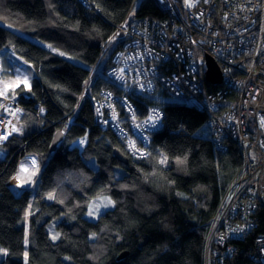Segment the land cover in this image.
Returning a JSON list of instances; mask_svg holds the SVG:
<instances>
[{
	"label": "trees",
	"instance_id": "1",
	"mask_svg": "<svg viewBox=\"0 0 264 264\" xmlns=\"http://www.w3.org/2000/svg\"><path fill=\"white\" fill-rule=\"evenodd\" d=\"M137 1L88 0L87 6L81 0H0V50L13 49L37 72L35 101L26 102L28 131L9 139L2 145L7 153H0V245L7 250L0 264H25L26 258L28 264H208L213 218L243 164L239 145L227 140L226 151L217 149L210 130L204 133L207 113L166 92L134 98L165 112L147 157L134 156L125 138L95 120L92 98L120 89L107 71L121 43L103 63L111 48L104 50L105 41L134 7L137 16L164 15L155 0ZM38 103L46 109L43 117ZM144 108L140 104L139 111ZM60 130L64 138L51 152ZM80 138H86L82 148L75 144ZM117 149L128 163L118 159ZM29 155L49 158L27 218L32 192L17 193L10 181ZM119 167L126 169L123 177ZM103 195L113 207L87 218L91 200ZM255 217L253 232L230 241L233 255L222 264H254L264 205ZM55 219L57 240L48 230Z\"/></svg>",
	"mask_w": 264,
	"mask_h": 264
},
{
	"label": "built area",
	"instance_id": "2",
	"mask_svg": "<svg viewBox=\"0 0 264 264\" xmlns=\"http://www.w3.org/2000/svg\"><path fill=\"white\" fill-rule=\"evenodd\" d=\"M81 1L89 5L88 0ZM155 1L164 15L137 16L132 8L104 47L121 43L107 71L120 89L106 88L100 98H92L95 120L125 138L128 147L134 137L143 147L129 150L145 157L152 133L165 124V112L158 105L139 102L145 106L141 113L134 98L138 93L166 92L207 113L217 149L226 151L227 140L240 145L243 164L213 218L217 228L212 229V222L209 231L208 264H218L215 260L222 264L233 255L230 241L253 232L255 213L264 205V0ZM208 57L219 64L221 83L208 81ZM0 98L2 146L19 129L17 118L25 116L26 102L35 98L31 93L4 102ZM36 107L43 117L45 107L41 103ZM154 115V122L149 121ZM112 118L118 123L110 122ZM28 159L38 163L34 155ZM219 245L226 248L219 250ZM251 255L254 264H264V232L255 236Z\"/></svg>",
	"mask_w": 264,
	"mask_h": 264
},
{
	"label": "rangeland",
	"instance_id": "3",
	"mask_svg": "<svg viewBox=\"0 0 264 264\" xmlns=\"http://www.w3.org/2000/svg\"><path fill=\"white\" fill-rule=\"evenodd\" d=\"M139 3H140V0L137 1L136 6H138ZM135 14H136V11L133 10V15H135ZM117 44H118L117 41H115L112 44L110 51L104 56L103 63L105 62V60L107 58L110 57L112 50L116 47ZM0 56L3 57L5 65H7L6 68L4 69L5 70L4 74H1L3 71V67H2V70L0 72V97L3 96L2 101L4 102V98H9V96L6 95V93L8 94V91L14 93L21 86H23V88L26 91L32 90V85H31L32 81L31 80H32V78L36 77V74H37L34 65L32 63L24 60L22 57H20L18 54H16L13 49H11L9 47H6V48H3L2 50H0ZM95 70L96 69H94V71ZM99 70H102L101 65L99 67ZM34 72H35V75H34ZM93 73H92V75H93ZM91 79H92V76L90 77L87 85L85 86L81 101H83L85 96L87 95V89H88V86L90 84ZM22 93H31L32 94V92H22ZM2 104L3 103H1V98H0V107L2 106ZM28 111L29 110H26L25 116L28 114ZM24 117L21 116V117L17 118L18 126H19V135H21V136H24L28 131V122ZM19 122H20V125H19ZM110 122L118 123V121L115 118H112L110 120ZM204 133L206 135H209L208 127H205ZM85 142H86V138H80L75 142V144L79 145L82 148L84 146ZM0 153L1 154L7 153V150L4 146H0ZM36 158H38L40 161L38 162V159H37L38 163L35 164V166L34 165L32 166V164L29 161H26V160L23 161L24 162L23 165H24L25 169L23 171L20 170L14 177V180H15L14 184L11 183L13 189L17 193H20L25 189H30L32 192L31 202L29 205V211H28V215H27L28 217L27 218H29L30 214L32 213L31 211H32V206H33L34 192L36 189V185H37L40 173L43 170L44 166L46 165L49 157L48 156L43 157V156L37 155ZM92 163L94 164V162H92ZM33 173H35V174H33ZM125 174H126L125 168H123V167L117 168V175L118 176L123 177ZM17 177H19V178H17ZM108 200H111L113 202L112 198L109 195H103L100 197L93 198L91 200V202L89 203V206H88V211L86 213L87 218L97 219L100 216V214L104 213L109 208H112L114 203L107 204ZM105 205H107V206H105ZM90 211L93 212V215H89ZM56 222H57V219L50 222L49 226H48V230L50 232V235L52 238L55 236L56 237L55 240H57L59 238V231L55 227ZM216 228H217V224L213 222V228L212 229L215 230ZM6 251L7 250L3 246L0 245V259L6 257V255H7ZM27 256H28V252L26 253V257ZM25 264H28L27 258H26Z\"/></svg>",
	"mask_w": 264,
	"mask_h": 264
},
{
	"label": "water",
	"instance_id": "4",
	"mask_svg": "<svg viewBox=\"0 0 264 264\" xmlns=\"http://www.w3.org/2000/svg\"><path fill=\"white\" fill-rule=\"evenodd\" d=\"M208 61H209V67L207 71L208 81L214 82L216 84L221 83L223 81V73L219 64L212 57H208ZM63 138H64V131L60 130L55 134L52 145L50 147L51 152H54L57 149L59 143L63 140ZM115 153L118 159H120L124 163H128L129 159L122 151L117 149L115 150Z\"/></svg>",
	"mask_w": 264,
	"mask_h": 264
},
{
	"label": "bare ground",
	"instance_id": "5",
	"mask_svg": "<svg viewBox=\"0 0 264 264\" xmlns=\"http://www.w3.org/2000/svg\"><path fill=\"white\" fill-rule=\"evenodd\" d=\"M158 5L161 7V5L158 3ZM111 37V36H110ZM109 37V38H110ZM109 38L105 41V46H106V44H107V42H108V40H109ZM1 62H2V60H1ZM21 95V94H20ZM19 95V96H20ZM138 117L139 118H141L142 116L141 115H138ZM209 127V126H208ZM209 130H210V133L212 134V138H213V141L215 140V137H214V134L212 133V131H211V129H210V127H209ZM16 135H19V129H17L16 130V132L13 134V136H16ZM131 138H132V142L129 144V148L131 149V150H138V149H140L141 147H143V145L142 144H140L136 139H134V137H132L131 136ZM237 143V142H236ZM238 144V143H237ZM239 145V144H238ZM239 147H240V145H239ZM240 149H241V147H240ZM150 154V153H149ZM148 154V155H149ZM134 155V154H133ZM147 155V156H148ZM134 156H136V155H134ZM147 156H145V157H147ZM241 156H242V158H244V153H242V151H241ZM136 157H138V158H144V157H142V155H140V157L139 156H136ZM240 226H242V225H240ZM226 247L224 246V245H219V247H218V249L219 250H223V249H225ZM252 256V255H251ZM230 257V256H229ZM228 257V258H229ZM227 258V259H228ZM252 259L254 260V263H255V259L252 257Z\"/></svg>",
	"mask_w": 264,
	"mask_h": 264
},
{
	"label": "crops",
	"instance_id": "6",
	"mask_svg": "<svg viewBox=\"0 0 264 264\" xmlns=\"http://www.w3.org/2000/svg\"><path fill=\"white\" fill-rule=\"evenodd\" d=\"M0 58H1V60H2V67H3V71H2V73L1 74H4V69L6 68V66L7 65H5V62H4V59H3V57H1L0 56ZM34 75H35V72H34ZM37 75V74H36ZM34 77V76H33ZM35 78V77H34ZM34 78H32V83H33V79ZM32 83H31V85H32ZM32 90H30V91H26L24 88H23V86H21V87H19L18 88V90L17 91H15L14 93H12V92H9L8 91V94L6 93V95L7 96H9V97H11V98H18L19 97V95L22 93V92H31ZM19 125H20V122H19ZM29 161L28 159H23V161ZM24 163V162H23Z\"/></svg>",
	"mask_w": 264,
	"mask_h": 264
},
{
	"label": "snow or ice",
	"instance_id": "7",
	"mask_svg": "<svg viewBox=\"0 0 264 264\" xmlns=\"http://www.w3.org/2000/svg\"><path fill=\"white\" fill-rule=\"evenodd\" d=\"M26 82V81H25ZM41 111H43V109H41ZM156 119V116L154 115L153 117H150L149 118V121H153L154 122V120ZM15 130V129H14ZM5 139H6V137H4ZM163 162V161H162ZM32 164L35 166V164H36V161H35V159H33L32 160ZM22 171H23V169H22ZM33 174H35V173H33ZM17 178H19V177H17ZM49 198H53L52 196H51V194H50V196H49ZM111 203H113L111 200H108L107 201V204H111ZM105 206H107V205H105ZM89 215H93V212H89ZM53 239H56V237L54 236L53 237Z\"/></svg>",
	"mask_w": 264,
	"mask_h": 264
},
{
	"label": "clouds",
	"instance_id": "8",
	"mask_svg": "<svg viewBox=\"0 0 264 264\" xmlns=\"http://www.w3.org/2000/svg\"><path fill=\"white\" fill-rule=\"evenodd\" d=\"M32 163V162H31Z\"/></svg>",
	"mask_w": 264,
	"mask_h": 264
}]
</instances>
